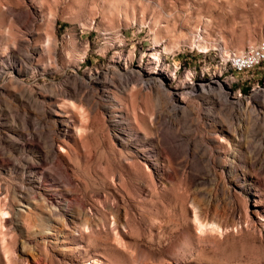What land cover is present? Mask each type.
<instances>
[{"label": "rangeland", "instance_id": "rangeland-1", "mask_svg": "<svg viewBox=\"0 0 264 264\" xmlns=\"http://www.w3.org/2000/svg\"><path fill=\"white\" fill-rule=\"evenodd\" d=\"M21 37L40 50L28 85L50 102L77 76L95 104L82 102L85 129L75 142L58 139L53 161L50 119L34 102L0 99L8 128L41 132L51 153L45 184L58 199L53 206L48 192L27 191L16 166L39 148L23 150L10 133L0 145V264H264V127L253 112L264 113V62L235 68V55L264 44V0H0V52L24 53L14 46ZM140 67L161 68L169 88L215 77L238 107L209 115L193 94L191 111L177 117L161 98L155 121V92L114 74ZM114 97L133 134L122 145L102 108ZM53 207L66 219L55 220Z\"/></svg>", "mask_w": 264, "mask_h": 264}, {"label": "bare ground", "instance_id": "bare-ground-1", "mask_svg": "<svg viewBox=\"0 0 264 264\" xmlns=\"http://www.w3.org/2000/svg\"><path fill=\"white\" fill-rule=\"evenodd\" d=\"M9 10H11V9H9ZM27 11L29 13L28 15L31 16L32 10L30 8H28ZM10 14L17 17V18H21L20 12L19 11L16 12L14 9L11 10ZM22 22H24V20L21 21V23ZM28 39L21 37V39H19V41H17V44L14 45L15 47L17 45H19L20 48L21 47L24 48V46H25L26 49H24V50H26V51L25 52L23 51L24 53H21L22 51L19 52L16 50H12L11 52L5 51L6 53L0 52V78L1 79L4 78V76L10 72V76L8 78L7 83L0 85V99H3L5 101H7V99H11L13 101H22V102L23 101H26V102L31 101V102H34L37 104L36 108L39 111H41V113H39V114H42L44 119H50V121H51L52 131L55 135L52 136L53 139H52L51 143H52L53 148L51 150L52 152L51 151L50 152L53 153V157H52L53 161H58L59 159L61 160V158H59V157H61L60 153H62V151L60 153H56L57 152L56 151L57 141L59 142V140H61L63 142H65V141H69V142L74 141L75 142L77 140V136L74 133V131L75 130L80 131V130L85 129V125L83 123H81L79 120V113H78L79 110H81L80 108L81 107L83 108L82 102L84 100H87L92 105L91 106L92 109L94 108L93 106L95 103L94 104L92 103L93 97L90 94V91L87 90V88H89V85H87L82 79H79L77 76H75L77 79L75 80V83L73 82L74 84L72 83L71 87H69L70 86L69 85L68 87H65V89L62 88V90H60L61 91V95H60L61 98H57V99L52 100L50 102H48L45 97H42V95L35 88L28 85L25 82V79H23V77L28 75V73L31 71V68H32L31 64L34 62L35 56L37 54L38 55L40 54L39 48L37 46L33 45ZM3 46H5V45H3ZM0 50H3V48ZM50 54L52 56L54 55L55 57H57L56 56V54H57V43H56L55 37H52V39H51ZM51 55H50V58H51ZM54 56H53V58H55ZM37 61L39 63V66L40 65L42 66L44 63H46L44 55H40V58H38ZM125 68L129 69L130 66H125ZM235 68L239 69L237 67L236 60H235ZM250 68H251V65H243L242 66V70H247ZM114 74H116L117 76H120V77L132 78L137 83L136 86H138V88H140V89L148 88V89H151L155 92V94L158 96L157 97L158 98V106H156L157 108H156L155 114L153 116H151L152 119L155 121H159V120H156V118L157 117L159 118V115L162 112V111H160L161 109H160V104H159L161 98L162 99L164 98L167 106L170 107V111L172 113H174L177 117H179V115H185L186 113L191 111L190 106L188 104H186V102H187L186 99L193 94L201 96L205 100V102H207V104L209 105L207 108L209 115H211V113L215 114L214 111H216V108H218L219 106L230 105V106H232L233 109H236L238 107V104H239V100L236 98H231L229 96V93L226 92L222 82L215 77L209 79L208 81H196V82H191L190 84L188 83L186 85L182 84V85L176 86L175 88H169L167 86V80L169 77H166L163 73V70L161 68H158V67H156L154 69H149V70L143 69L142 67L137 68V69L135 68L134 70H130L129 74H126V72H123L120 69H115ZM11 87H13V88L11 89ZM106 95H107V98L110 99V93L107 92ZM62 97H63V99H62ZM112 99L115 101V103L112 102L114 104H107V105H104V107H102V108H104V110L106 112L110 113V122H111L112 130H113L112 133H113L115 139L117 141H119L122 145L125 143L126 139L133 134L129 133V129H127L124 126L123 112L114 110V108H116L117 104H119L120 102L115 97ZM63 100H65V101L67 100L69 103L66 105ZM0 103H1V101H0ZM15 103L16 104H14V105H17V102H15ZM10 105H11V103H10ZM18 106H19V104H18ZM30 106H32V105H30ZM23 107H26V106H23ZM67 107H69V108H67ZM32 109H34V108H32ZM36 112H38V111L36 110ZM164 112H167V111L165 110ZM164 112H163V115L166 114ZM253 112H254V116H255L254 122L261 121L262 126L264 127V113H261V111H259L258 108H256V106H253ZM34 116H36V115H34ZM171 116H172V114H171ZM161 117H163V116H161ZM152 119H151V121H152ZM6 121L7 120L5 119V116L3 114V110L0 109V145L3 144L4 139L6 137H12L10 135V133H13L14 134L13 140H15L16 135L19 136V140L17 141V145H18V147L22 148L23 150H25L26 148H28V146H30L32 144L37 145L39 148V150H37V152H38L37 155L32 157V159L29 158L30 160L29 159L25 160L23 163H20L18 166H16V168L20 169L21 172L23 173L24 183H27L28 185H30V189H28L27 191H29V190L31 191V189H34V190L35 189H41L45 192H48L45 194L46 195L45 201L48 202L50 205H53V206L57 205L58 204L57 196L55 195V193L53 192L52 189L48 188V186L46 185L47 183L45 184L46 173L42 171V167H41L42 163L46 159H48L49 155L51 154V153L48 154V152H46L44 149H42L39 146L40 141H39L38 135L41 132L40 133L38 132L39 133V134L37 133L38 135L36 133H34L35 130L33 132H26V130L23 132H17V130H15L13 128V125H11V127L13 128V131H12L6 125ZM24 121L25 120L23 119V122ZM24 124H25V122H24ZM28 125L29 124H27V126ZM24 127L27 129L26 124ZM28 129H30V128H28ZM230 130H232L231 127H230ZM30 131H31V129H30ZM221 133L224 134L223 132H221ZM41 138H42V136H41ZM43 140H44V137H43ZM51 143L49 142V144H51ZM188 144H189L188 146H192L195 143H194V141L190 140L188 142ZM49 147H51V146H49ZM58 147H61V146L58 144ZM262 147H263V145H262ZM46 150H47V148H46ZM189 150H191V148ZM192 150H195V148ZM166 151H168V149H166ZM261 151L263 153V158H262V161L260 163L261 164L260 167L264 168V149H262ZM190 153H191V151H190ZM262 153H260V154H262ZM64 156H66V155H64ZM167 156H168V158L170 157L169 154H167ZM172 156H173V154H172ZM172 156L169 159L170 161L174 157V156L173 157ZM259 157H261V156L259 155ZM1 160L4 161V159H1ZM49 160H50V158H49ZM49 162H51V161H49ZM153 162L155 163V160ZM56 164H58V163H56ZM66 170H67V166H66ZM23 188H24V186H23ZM27 205H24V206H26L28 209H30L31 206H29V205L27 206ZM53 208H55V207H53ZM23 210H24V208H23ZM55 210H56V214L58 215L57 219L55 218V220L58 221V220H60V218L66 219L65 212L59 211L57 208H55ZM6 212H8V211H6ZM51 226L58 228V229H55L56 231L60 230V227H58L54 223H52ZM49 233L56 234L55 231H51V230ZM57 241H58V238H57Z\"/></svg>", "mask_w": 264, "mask_h": 264}, {"label": "built area", "instance_id": "built-area-1", "mask_svg": "<svg viewBox=\"0 0 264 264\" xmlns=\"http://www.w3.org/2000/svg\"><path fill=\"white\" fill-rule=\"evenodd\" d=\"M237 67L242 69L243 65H251V68L264 62V44L254 46L243 54L235 55Z\"/></svg>", "mask_w": 264, "mask_h": 264}]
</instances>
